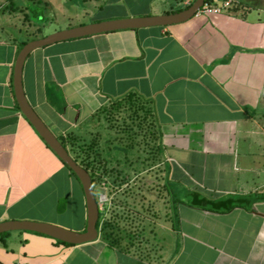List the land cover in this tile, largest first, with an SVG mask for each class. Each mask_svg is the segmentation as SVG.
Returning a JSON list of instances; mask_svg holds the SVG:
<instances>
[{"label":"crops","instance_id":"1","mask_svg":"<svg viewBox=\"0 0 264 264\" xmlns=\"http://www.w3.org/2000/svg\"><path fill=\"white\" fill-rule=\"evenodd\" d=\"M194 1L21 0L15 7L45 4L54 19L58 9L69 24L83 25L173 13ZM236 2L218 15L66 39L30 53L26 94L58 136L93 132L114 104L140 101L155 122L169 191L165 211L155 204L138 240L112 230L111 199L97 239L68 244L36 231H9L0 239V264H264V200L219 211L194 206L187 196L188 190L215 200L264 193V126L254 115L264 104V0ZM41 30L27 38L15 24L0 26V222L83 231L82 183L15 94L21 42L58 31Z\"/></svg>","mask_w":264,"mask_h":264},{"label":"rangeland","instance_id":"2","mask_svg":"<svg viewBox=\"0 0 264 264\" xmlns=\"http://www.w3.org/2000/svg\"><path fill=\"white\" fill-rule=\"evenodd\" d=\"M20 2L21 0H0V26L15 24L18 28L20 27L21 30L28 33L27 38H31L38 35L41 28V33L43 34L50 33L55 29L60 30L78 25L76 24V20H72V24H69L68 19L64 17L60 18L58 9H54L58 15L54 19L51 7L47 8L45 4H33L34 8L29 11L26 8L17 10L15 6L21 8ZM40 13L46 14L48 17L46 19L41 18L43 15H40ZM34 21H39V24H36ZM9 29L12 34H16L15 26H11V28L9 26ZM257 107L258 109L254 112V115L258 114L257 117L262 121L261 123L264 126V104ZM98 121L100 124L93 132L84 130L79 135L75 137L73 135L68 139V148L71 154L79 161H86V153L92 138L95 140V145H102L104 143L106 145L107 142L104 141L106 137L111 139L109 145L111 142L113 143L111 144L112 146H116V142H118L131 147L125 148V154L128 155V157H125L127 163L139 162L145 156V153L155 158V160L151 158L156 163V168L152 169L155 172L151 174L153 176L151 180L149 179L152 176H149V173L146 172L147 166L140 165L139 168L135 167L134 169V166L133 168L130 167L132 164L130 166L126 164L125 176L130 180V184L126 183L124 186L125 190L121 189L119 195L113 194V204L112 208H110L111 217L109 219L113 225L112 230L116 232L115 234H118L119 231H124L126 232L125 234H128L127 238L130 237V241L138 240L142 236L139 231L144 230V227L148 225V217L153 215L155 204H158L157 207L161 208L162 212L166 208L164 207L166 203L164 201L165 189L161 187V182L164 180L163 173L165 167L164 164L161 165L163 157L158 145L155 122L140 101H131V103L124 101L120 105L114 104L108 111H104L99 116ZM128 149H130V152H128ZM113 151L117 154L115 149ZM138 157L140 158L139 160ZM139 171L141 174L138 173ZM137 174L143 178L139 185L134 184L132 181ZM149 184L150 188H148ZM98 186L99 192L97 196L100 193H105L101 182ZM156 196L162 200L155 202L154 198ZM110 198L112 197L110 196ZM102 216L104 217L102 224H104L106 214L101 212L100 219Z\"/></svg>","mask_w":264,"mask_h":264},{"label":"water","instance_id":"3","mask_svg":"<svg viewBox=\"0 0 264 264\" xmlns=\"http://www.w3.org/2000/svg\"><path fill=\"white\" fill-rule=\"evenodd\" d=\"M205 1L206 0H195L189 7L173 13L116 18L64 28L44 37L29 40L21 48L14 68V88L17 100L23 114L33 124L37 132L58 156L73 169L80 179L86 197L88 213L87 226L85 230L79 231L44 221L6 220L0 222V233L13 230H30L45 233L66 242L78 244L97 239L101 230L98 225L100 220V208L89 171L71 154L69 148L48 126L28 99L24 88L23 71L25 62L30 53L39 47L66 39L119 29L179 23L194 16Z\"/></svg>","mask_w":264,"mask_h":264},{"label":"flooded vegetation","instance_id":"4","mask_svg":"<svg viewBox=\"0 0 264 264\" xmlns=\"http://www.w3.org/2000/svg\"><path fill=\"white\" fill-rule=\"evenodd\" d=\"M115 139V138H114ZM111 139L109 137L105 138V142L107 144L105 145H95V140L92 138L91 142L89 143L88 150L86 153V169L89 171L93 186H94V191L97 196L99 192V183L101 182L102 188L104 189V192L107 194L108 197H112V204H113V198L114 195H119V191L122 189L123 191L125 190L124 186L127 183L128 185L130 184V180L125 176L126 174V164L130 166L132 164V167L134 166L136 168H139L140 165L147 166L146 172H148L149 176H152L151 174L154 173L155 171H152V169L156 168V163L153 162L155 160L154 157H151L150 154H146L145 156L139 160L140 158L138 157L139 162L137 161L136 163L134 162H128L125 157H128V155L125 154L126 149L125 148H131L130 146H126L124 144H120L116 142V146H112L109 141ZM113 140V139H112ZM113 149L116 150L117 154L113 151ZM130 149H128V152ZM139 156V155H138ZM151 158H154L153 160ZM126 161V163H125ZM163 162V163H162ZM161 162L162 164H165L164 161ZM165 167L164 173H163V182H161V187L165 189V194L168 193L169 188H168V170ZM138 173L141 174L139 171ZM153 178L148 177L149 180ZM142 176L137 174L133 179V183L136 185H139ZM151 184V183H150ZM150 184L148 188H150ZM116 188V190H114ZM149 191V190H148Z\"/></svg>","mask_w":264,"mask_h":264},{"label":"trees","instance_id":"5","mask_svg":"<svg viewBox=\"0 0 264 264\" xmlns=\"http://www.w3.org/2000/svg\"><path fill=\"white\" fill-rule=\"evenodd\" d=\"M40 15H43V13H40ZM29 41V39L23 40L20 44V49ZM61 141L68 147V139L65 136H58ZM77 159V158H76ZM86 159V157H85ZM78 160V159H77ZM79 161V160H78ZM64 162V161H63ZM83 166L86 168V161H79ZM68 166L67 163L64 162ZM69 167V166H68ZM72 173L78 178L77 174L73 171L71 167H69ZM79 179V178H78ZM188 202H190L194 206L198 207H203L207 208L210 210H219V211H226V210H231L237 206H244L248 208H253V205L256 201L258 200H264V193L262 194H252V195H241V196H236V195H230L225 199L222 200H215L208 198L201 194L198 191L195 190H188ZM102 224V218L99 220L98 225L101 226ZM9 232H4L0 233V239H5V236ZM61 242L72 244L70 242H66L60 239H57Z\"/></svg>","mask_w":264,"mask_h":264},{"label":"built area","instance_id":"6","mask_svg":"<svg viewBox=\"0 0 264 264\" xmlns=\"http://www.w3.org/2000/svg\"><path fill=\"white\" fill-rule=\"evenodd\" d=\"M236 0H206L203 6L197 11V15H218L225 11H230L235 5ZM100 213L106 214V211L111 203V198L106 193H100L97 196ZM110 202V203H109ZM101 228V227H100Z\"/></svg>","mask_w":264,"mask_h":264}]
</instances>
